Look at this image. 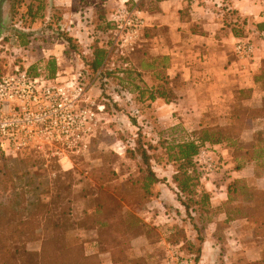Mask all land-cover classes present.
Returning <instances> with one entry per match:
<instances>
[{
    "label": "rangeland",
    "instance_id": "374dc122",
    "mask_svg": "<svg viewBox=\"0 0 264 264\" xmlns=\"http://www.w3.org/2000/svg\"><path fill=\"white\" fill-rule=\"evenodd\" d=\"M57 6L52 0L5 1L4 18L0 26V75L19 67L31 74L52 78L47 75L52 60L55 75L59 74L66 81H70L72 74L81 72L85 81L90 83L88 96L98 113V124L89 150L83 156H76L72 165H9L13 174L24 171L32 175L40 174V179L36 181L40 186L37 194L42 198L48 196L44 199L50 200L52 208L51 211L44 210L37 220L31 222L32 241L26 242L27 248L38 251L41 264H48L52 248L48 244L43 245L44 241L62 243L63 233L55 232L54 224H69L72 239L68 242L70 245L74 241L80 242L86 254L97 253L101 264H112L105 247L103 250L97 245L96 231L88 226L97 217H101L96 216L100 214L96 213L100 201L113 197L119 204L109 217H104L112 219L109 224L113 238L110 240L119 242V239H125L121 242L127 258H142L141 264H179L181 259L187 258L186 246L190 238H198V232L203 238L206 232L214 231L223 245V253L230 258L222 264H245L256 260L247 259L243 253L247 248L259 249L260 252L264 245V238L254 234L257 221L264 217L263 205L254 199V193L260 196L259 192H264V182L261 183L260 179L264 177V158L259 160L260 163H255L257 165L249 164L247 178H234L233 169L236 163L234 157L240 160L246 157L244 153L257 143L258 137L253 138L254 133L264 130V123H259L260 128L253 132L244 128L235 146L230 147L229 156L223 155L213 147L214 144H205L200 149H205L213 160L210 171L205 163L198 161V156L195 157L202 170L201 185L204 186L202 181L206 179H228L227 184L233 180L239 181L234 200L214 206L210 202L200 222L199 212L190 209L188 214L182 204L187 201V196L176 190L172 179L178 163L169 160L166 150L169 144L189 140L192 131L187 130L183 121L175 120L166 127L159 123L158 127H151L145 117H140L142 110L147 112L151 108L147 100L140 102L137 98L136 86L141 84L134 67L123 64L122 59L128 58L131 50L122 53L114 50V57L109 61L111 64L100 68L98 72L93 71L86 53L79 50L78 44L69 37V31L60 24L62 17ZM98 15H101L99 11ZM100 26L109 27L110 24L108 22ZM95 29L93 27L91 32H96ZM110 29L105 30L107 39L101 34V40H110ZM114 61L115 64H112ZM160 74L161 84H164L167 81L166 75L163 70ZM239 95H235L232 104H237ZM97 107H101V110ZM217 123L223 124L224 120L214 111H210L203 122L210 126ZM246 129L249 130L244 133ZM142 153L148 157L159 179L152 186L150 194L141 188V177L146 169ZM36 182L0 180V195L7 198L21 185L25 186L27 194H32ZM200 190L201 186L195 188L196 200L200 199ZM234 207L247 213L239 218L244 221L226 223L219 219L225 210ZM62 210H65V216L60 217ZM209 219H215L217 225L208 222ZM13 222L10 221L4 231L1 226L0 232L6 235L7 230L13 228ZM118 230L126 237L117 235ZM19 235V240H24L25 235ZM6 236L10 237L8 234Z\"/></svg>",
    "mask_w": 264,
    "mask_h": 264
},
{
    "label": "crops",
    "instance_id": "0c3cea01",
    "mask_svg": "<svg viewBox=\"0 0 264 264\" xmlns=\"http://www.w3.org/2000/svg\"><path fill=\"white\" fill-rule=\"evenodd\" d=\"M52 1L60 9V24L69 31V37L78 44L79 50L86 53L89 64L96 48L105 50L101 68L111 64L114 50L109 41L101 40V36L107 37L105 30L109 27L100 25H107L110 13L117 6L131 4L141 11L144 25L140 37L128 58L122 59L123 64L134 67L141 84L139 90L159 89L162 85L160 71L163 70L167 92L174 94L170 99L158 95L154 99L143 98L150 103L151 109L142 110L140 117H145L151 127H158V123L166 127L177 120L193 131L200 127L210 111L224 119L240 90L250 89L248 104L261 102L264 93L255 82L264 62V2L260 0ZM239 26L241 35L238 36L234 27ZM93 27L96 32H91ZM239 40L252 44L251 56H241L236 51ZM253 122L249 128L252 132L260 128L259 123H264V117ZM213 147L223 155H230V146L225 143ZM248 166L233 169V177H249ZM260 179L263 183L264 177ZM226 181H202L210 192L212 206L227 200ZM219 219L225 220L226 213L223 212ZM240 221L244 220L235 219L232 223ZM211 224L217 225L215 219ZM190 243L200 250L197 260L193 253L187 252L191 264H222L230 259L223 253V245L214 231L206 232L201 240L190 238ZM259 253V249L247 248L243 255L247 259H257Z\"/></svg>",
    "mask_w": 264,
    "mask_h": 264
},
{
    "label": "trees",
    "instance_id": "16d2710c",
    "mask_svg": "<svg viewBox=\"0 0 264 264\" xmlns=\"http://www.w3.org/2000/svg\"><path fill=\"white\" fill-rule=\"evenodd\" d=\"M160 1V0H156ZM144 5V4H142ZM140 5V7L142 6ZM242 26V25H241ZM234 27L236 35H241L240 28ZM110 27V26H109ZM69 40L71 38L68 37ZM106 52L103 48H96L94 51L93 60L90 65L93 71L98 72L103 65ZM49 74L48 76L55 75V64L52 60L49 64ZM255 82L259 85L264 93V62L260 70V73L255 76ZM159 89L156 91H150L148 89H140L136 86L137 98L144 101V97L149 99H154L156 95L160 97H166L170 99L174 97L173 93H168L167 81L163 82ZM146 94V96L144 95ZM238 96V102L236 105L232 104L230 108L229 115L224 118V123H217L215 125H205L200 123V127L191 132V138L186 141L174 142L166 147L169 155V160L178 163L176 172L172 175V179L178 189L180 194H185L187 196V201L182 202L185 207L186 212L189 214L191 209L193 212H199V220L202 221L203 212L210 207V193L205 189L200 182L201 169L196 163L195 157L198 156L200 149L205 144L213 145L219 143H225L230 147H234L236 141L240 134L243 132L244 128H250L253 125V121L258 118L264 117V95H262L261 102L258 104H248L247 101L250 98V89L240 90ZM230 121V122H229ZM258 137L257 143L253 145L251 150L246 151L245 158L243 160L234 157L235 168L241 169L246 164L260 163L259 160L264 158V130H259L254 133L253 138ZM262 143V144H261ZM86 152L80 154L85 155ZM142 158L146 164V169L141 177V188L146 194H150L152 191V186L156 184L159 179L155 172L150 166L148 157L142 153ZM28 164L32 165H47L43 162L33 159L30 156H15V157H0V180H24L28 183L33 181L36 182L40 179L41 175H32L30 172H19L13 174V171L9 165L17 164ZM53 164V163H49ZM48 164V165H49ZM255 164V165H257ZM6 183V181H4ZM237 180H233L226 186L227 189V200L224 204H228L234 200L238 189ZM201 186L200 199L196 200L194 195H196L195 188ZM38 182L35 183L34 188H32V194H27V190L24 185L20 188L13 190L11 195L2 197L0 195V227L3 226V231L9 226L10 221L15 223L13 228L7 230L6 236L3 232H0V264H41L40 256L38 251H31L27 248L26 242H31V227L30 224L35 219L37 220L44 210L51 211L50 200H46L48 196L42 198L38 196L37 191L39 188ZM254 193V199L258 200L256 203H260L264 207V192H259L260 196ZM118 201L113 197L110 200H101L98 207L96 208V213H100L96 216L98 219L93 220V224H90L88 228L94 229L97 233V245L103 249L105 247L106 251L110 254V260L112 264H141L143 262L142 258H127L124 248L120 240L119 242L111 241L113 238V233L111 231L112 219H106L112 214L114 207L118 206ZM193 205V206H192ZM197 205V207H194ZM242 209L233 208L232 210H225L226 219L224 222H229L234 219H239L241 216H246L247 213L240 212ZM239 214V216H237ZM264 214V208H263ZM65 216V210L60 212V217ZM255 218L254 216H251ZM212 220L209 219L208 222ZM55 232L63 233L62 243L52 242L51 240L44 241L43 245L50 246V259L48 264H101L97 253L86 254L82 243L74 241L73 245L68 242L71 238V228L69 224H63L62 226L54 224ZM196 230L197 226H194ZM2 234V235H1ZM19 234H23L24 240L20 241ZM27 234V235H26ZM57 234V233H56ZM254 234L264 238V217L257 221L254 227ZM117 235L120 237H126L125 234L118 230ZM116 235V236H117ZM198 239L201 240V235L198 232ZM127 240V238H126ZM121 242V243H120ZM186 249L188 252L193 253L194 258L197 260L199 255V248L190 242L187 243ZM104 250V249H103ZM245 264H264V245L260 251V256L253 261L247 262Z\"/></svg>",
    "mask_w": 264,
    "mask_h": 264
},
{
    "label": "built area",
    "instance_id": "2783aa9c",
    "mask_svg": "<svg viewBox=\"0 0 264 264\" xmlns=\"http://www.w3.org/2000/svg\"><path fill=\"white\" fill-rule=\"evenodd\" d=\"M108 22L109 46L121 53L132 50L144 25L141 11L123 4L110 13ZM236 51L251 56L253 46L239 40ZM89 84L81 72L72 74L70 81L19 67L0 75V157L30 156L44 164L72 165L76 156L89 150L96 134L98 113L88 96ZM197 159L212 170L213 160L205 149ZM179 264H189V258Z\"/></svg>",
    "mask_w": 264,
    "mask_h": 264
},
{
    "label": "water",
    "instance_id": "95a60500",
    "mask_svg": "<svg viewBox=\"0 0 264 264\" xmlns=\"http://www.w3.org/2000/svg\"><path fill=\"white\" fill-rule=\"evenodd\" d=\"M6 0H0V26H2L4 18V3Z\"/></svg>",
    "mask_w": 264,
    "mask_h": 264
}]
</instances>
